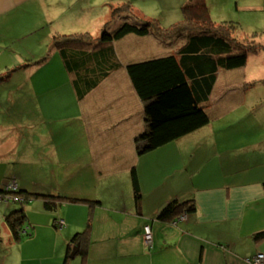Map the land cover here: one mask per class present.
<instances>
[{
  "label": "crops",
  "instance_id": "0c3cea01",
  "mask_svg": "<svg viewBox=\"0 0 264 264\" xmlns=\"http://www.w3.org/2000/svg\"><path fill=\"white\" fill-rule=\"evenodd\" d=\"M3 1L0 32L9 39L32 36L62 13L66 16L65 24L52 26L53 31L45 33L47 39L27 57L0 67L4 76L16 66L28 64L8 75L23 74L12 90L23 88L26 110L17 124L24 129V163L14 172L13 181L17 189L28 193L62 196L56 210L45 208L41 197L28 200L25 212L33 226H27L31 235L26 241L36 239L49 259L52 257V264H64L71 237L90 219L89 240L80 264H251L249 257L264 253V238L253 239V234L264 231V110L247 129L237 123L239 118L228 116L232 107L227 109L221 102L229 94L226 101L233 104L238 89L254 88V83L245 80V76L253 78V73L233 79L229 74L233 69H221L207 109L209 122L177 140L143 151L139 147L145 142L137 138L146 130L144 101L126 66L171 53L178 41L160 39L154 33H128L112 42H98L107 23V29L113 30L123 21L139 23L146 18L137 3L129 10L114 11L127 0H22L7 9ZM19 6L37 15L32 22L20 24L15 34L10 15ZM252 6L236 3L237 8ZM88 30L91 46L65 43L72 51L68 54L72 67L67 69L60 50L51 46L54 35ZM107 46L111 47L107 54L113 52L118 60L114 68L101 63L102 49ZM42 57H46L44 62L33 64ZM102 69L108 74L88 89ZM79 75L82 80L87 78L80 90L74 84ZM4 88L0 85V90ZM259 90L246 111L264 107L262 80ZM17 125L2 126L7 136L0 145L6 144ZM67 127H72V149L61 150V134ZM3 155L0 147V169L5 167ZM133 167L141 194L138 205L130 175ZM1 172L0 188H5L9 181L5 182ZM67 197L80 200L72 202ZM174 199H193L195 209L175 221L158 219L159 211ZM57 217L64 219L59 230L53 228ZM145 224L151 227V247L143 242ZM65 264L78 262H70L68 257Z\"/></svg>",
  "mask_w": 264,
  "mask_h": 264
},
{
  "label": "trees",
  "instance_id": "16d2710c",
  "mask_svg": "<svg viewBox=\"0 0 264 264\" xmlns=\"http://www.w3.org/2000/svg\"><path fill=\"white\" fill-rule=\"evenodd\" d=\"M130 1L127 0L121 6L114 9L129 10ZM182 19L169 27L162 26L157 19H139V23L123 21L113 30L104 25L97 41L100 43L112 42L128 33L145 35L154 33L160 39H173L182 41L177 43L173 52L154 58H148L129 63L126 66L133 87L141 100L144 101V115L146 130L138 138L144 140L140 150L149 151L163 146L171 141L189 134L209 122L207 111L213 86L221 69L229 70L242 67L246 64L249 55L264 49V43L258 39V35L246 38H235L233 32L236 24L231 21H221L217 24L210 15L205 0H188L182 6ZM264 35V33L260 34ZM87 32L71 34H56L53 37L52 47L60 50L63 62L67 69L72 67L68 54L72 53L65 43H78L91 46V40H87ZM63 44V45H62ZM65 44V45H64ZM110 46L102 49V61L107 68H114L118 64L113 52L108 53ZM107 54V55H106ZM46 57L35 60L33 64H40ZM73 63L76 59L73 57ZM28 64L16 66L4 76L0 74V80L6 78L14 70L25 67ZM101 76H97L88 86L94 87L108 70L102 69ZM75 86L81 89L87 85V78L82 80V75L75 77ZM264 84V80H262ZM87 88V87H86ZM83 89L79 92V98L83 96ZM135 203L140 201V190L137 172L133 167L130 172ZM5 188H0V195H4ZM26 202L34 197H41L45 208L56 210L59 195L28 193L17 189L14 192ZM69 201L77 202L79 198L67 197ZM195 209L193 199L179 201L171 200L157 214V218L165 221H175L182 214ZM59 218V217H57ZM55 218V220L57 219ZM26 214L23 208L11 211L5 215L8 229L15 240H20L22 234L31 235L27 227H23ZM56 225V223H55ZM58 227V226H57ZM90 219L85 227L76 232L67 245L65 262L72 247L79 244L77 253L86 252V244L90 234ZM264 238V231L253 234V239ZM64 262V264H65Z\"/></svg>",
  "mask_w": 264,
  "mask_h": 264
},
{
  "label": "rangeland",
  "instance_id": "374dc122",
  "mask_svg": "<svg viewBox=\"0 0 264 264\" xmlns=\"http://www.w3.org/2000/svg\"><path fill=\"white\" fill-rule=\"evenodd\" d=\"M20 2H22V0H4L2 4L7 9ZM186 2H188V0H131L130 4L131 7H133L135 6V3H137L141 8L140 10L144 11V16L147 19H157L162 26L169 27L178 23L182 19V6ZM205 2L209 8L211 18L217 24L221 23V21H231L236 24V28L233 32V36L235 38L240 39L250 37L252 35H258V39L264 43V35H260L264 29V0H205ZM236 3H247L252 4L253 6L250 8H237ZM75 6H78V4ZM36 15L37 14H32L30 11H26V9L22 6L17 7L10 15V18L13 17L10 24L16 25L13 33L18 34L20 24L25 21L32 22L35 20L34 16ZM62 15L63 13L53 24L45 23V25L39 27L38 31L32 36H20L9 39L6 35L7 33L0 32V43H2L0 44V67L5 66L6 64L15 65L19 61L20 57H27V54L31 51V49L39 47L41 45V40H45V33H47V31H50L53 28L55 29L57 24H65L63 22H65L66 16L65 14L63 16ZM89 31L90 30H88V32H83H87L91 35L92 33ZM181 41L182 40L179 38L178 42L180 43ZM224 72H221V74ZM230 72L231 73L229 74H232L233 79L236 77H243V74L249 75L253 73V78L246 79L247 76H245V80H248L250 85L254 83L253 86H251L254 88L238 89L236 99H234L233 104L230 100L226 101L229 94L226 95L225 100L221 101L227 109H229L228 107H232V112L228 113V116L232 114L239 118L237 123L241 126L245 124V128L248 129L250 125L252 126L256 119L263 115L262 112L264 107L250 111H246V109H250L252 106V104L248 103L253 99V96H255L254 94L256 93L257 95L258 93H261L259 85L260 81L264 80V49L251 54L244 66L233 69ZM21 79L23 80V74H21L20 77L8 76L0 80V85L5 86L4 90H0V143H3V140L7 136V130L5 132L1 130L4 129L2 126L14 123L17 125L18 122H22L23 117L26 116V110L23 108V102L25 101L23 88H17L15 91L12 90L13 86L16 84L19 85L17 82ZM37 127H39V125H37ZM71 128L72 127L63 128L61 137L64 147L60 145L61 150L72 149V137L70 135ZM40 131L41 130L39 128H36V132ZM24 138V129L22 126L20 127L17 125V129L15 132H11L6 144L0 145L1 154H4L1 158L5 162V167L0 170L2 171L1 176L6 178L5 182L13 181L14 172L18 171L23 166L26 144ZM10 147L14 150L12 153L8 150ZM28 203V201H13L11 198L8 200L3 198L0 199V264H52L50 262L52 257L49 259L48 252L40 246V242L36 239L33 241H26L29 237L26 234H22L19 241L15 240L6 224L5 215L7 213L19 208H23L25 211ZM25 214L27 215L23 224L24 228L30 225L27 221L28 213L25 212ZM53 224L55 225V223ZM31 226L33 225L31 224L29 227ZM53 228L55 230H59L61 227H57V225H55ZM81 257L82 254L77 253L73 258H70V262L73 261L80 264Z\"/></svg>",
  "mask_w": 264,
  "mask_h": 264
},
{
  "label": "built area",
  "instance_id": "2783aa9c",
  "mask_svg": "<svg viewBox=\"0 0 264 264\" xmlns=\"http://www.w3.org/2000/svg\"><path fill=\"white\" fill-rule=\"evenodd\" d=\"M5 189H6L7 193L2 195L0 199L3 198L5 200H8L11 198L13 201H22L23 200V198L20 195L14 193L15 190H17V185L14 181L9 182L6 185ZM183 217H184V214L181 215V218H183ZM55 223L58 227L62 228L64 226V219L59 217L55 220ZM142 236H143V242H144L145 246L151 247L152 242H153V238H152L151 227L149 224H145L143 226ZM247 261L251 264H264V253L257 252L252 257H249L247 259Z\"/></svg>",
  "mask_w": 264,
  "mask_h": 264
},
{
  "label": "water",
  "instance_id": "95a60500",
  "mask_svg": "<svg viewBox=\"0 0 264 264\" xmlns=\"http://www.w3.org/2000/svg\"><path fill=\"white\" fill-rule=\"evenodd\" d=\"M78 250H79V244L74 245V246L72 247V249H71V251H70L68 257H69V258H73V257L77 254Z\"/></svg>",
  "mask_w": 264,
  "mask_h": 264
}]
</instances>
